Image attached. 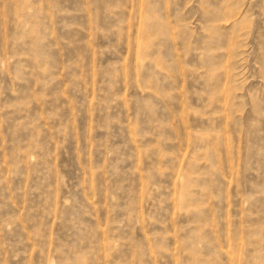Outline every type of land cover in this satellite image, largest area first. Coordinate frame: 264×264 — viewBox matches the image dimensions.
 I'll list each match as a JSON object with an SVG mask.
<instances>
[{"label": "rangeland", "instance_id": "374dc122", "mask_svg": "<svg viewBox=\"0 0 264 264\" xmlns=\"http://www.w3.org/2000/svg\"><path fill=\"white\" fill-rule=\"evenodd\" d=\"M0 264H264V0H0Z\"/></svg>", "mask_w": 264, "mask_h": 264}]
</instances>
